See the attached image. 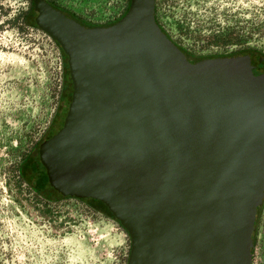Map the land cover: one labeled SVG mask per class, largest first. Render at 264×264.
<instances>
[{
  "label": "water",
  "instance_id": "1",
  "mask_svg": "<svg viewBox=\"0 0 264 264\" xmlns=\"http://www.w3.org/2000/svg\"><path fill=\"white\" fill-rule=\"evenodd\" d=\"M34 22L66 55L72 91L38 147L49 184L100 201L126 231L125 264H251L264 195V55L192 62L129 0L85 26L44 0Z\"/></svg>",
  "mask_w": 264,
  "mask_h": 264
},
{
  "label": "rangeland",
  "instance_id": "2",
  "mask_svg": "<svg viewBox=\"0 0 264 264\" xmlns=\"http://www.w3.org/2000/svg\"><path fill=\"white\" fill-rule=\"evenodd\" d=\"M29 3L0 0V264H125L129 240L118 223L75 197L47 200L22 184L20 162L53 114L62 82L52 39L21 22ZM57 4L101 24L124 0ZM154 19L195 60L245 48L264 55V0H155ZM251 259L264 264V195Z\"/></svg>",
  "mask_w": 264,
  "mask_h": 264
},
{
  "label": "flooded vegetation",
  "instance_id": "3",
  "mask_svg": "<svg viewBox=\"0 0 264 264\" xmlns=\"http://www.w3.org/2000/svg\"><path fill=\"white\" fill-rule=\"evenodd\" d=\"M44 1L47 4H49L52 8L58 10L63 16L71 18L85 26H107L114 23L123 15V11L124 12L126 11L129 4V0H124V6L121 13L117 15L115 18H113L112 19L113 21L107 23H101V24H93L85 21L76 14L71 13L69 10L58 5L57 0H44ZM30 2H31L30 6L32 11V19L34 22L36 11L33 9V1L30 0ZM52 41L55 47L57 48L58 54L60 56V68L62 75V82H61L58 102L46 126L43 128L41 134L36 139V141L32 144L30 150L26 152L19 165V173L23 186H25L28 189H31L34 193L43 197L44 199H52L58 197H72L69 194H62L61 192H59L49 184V181L47 180L45 168L43 167L38 156V147L40 143L46 140L47 138H49L51 135H53L58 130V128L61 127L65 112L67 110V104L70 100V95L72 91L71 80L69 77L68 67L66 64V55L62 52L59 45L54 40ZM187 59L190 62L195 60L193 58H190L188 55H187ZM260 63H264V59H262L258 65H260ZM262 72H264V67H261L255 73L253 72L252 73L256 75ZM76 199L89 204L98 213H101L106 216H111V214L108 212L105 206L98 200L91 198H76ZM8 255L11 256L10 254Z\"/></svg>",
  "mask_w": 264,
  "mask_h": 264
},
{
  "label": "trees",
  "instance_id": "4",
  "mask_svg": "<svg viewBox=\"0 0 264 264\" xmlns=\"http://www.w3.org/2000/svg\"><path fill=\"white\" fill-rule=\"evenodd\" d=\"M31 3V2H30ZM30 3H29V7L25 10V11H23V12H21V14H20V16H21V22H22V24L24 25V26H27V27H36L37 28V26L34 24V22H33V19H32V11H31V6H30ZM123 13H124V11H123ZM122 15V14H121ZM111 21H113V20H111ZM111 21H107V22H111ZM107 22H105V23H107ZM166 34V33H165ZM166 36L168 37V35L166 34ZM169 38V37H168ZM180 50L184 53V51L180 48ZM247 50H249L248 48H245V49H239V50H236V51H234L233 52V54H243V53H245V52H247ZM253 52H255V51H253ZM185 54V53H184ZM211 57H215V56H211ZM52 199H54V198H52ZM47 200H49V199H47ZM259 209H260V207H259ZM47 213H43V215H46ZM107 217H109L110 219H112V220H114L113 219V217H112V215L111 216H107ZM115 221V220H114ZM116 222V221H115ZM117 223V222H116ZM119 225V224H118ZM120 226V225H119ZM121 227V226H120ZM254 228L256 229V224H255V226H254ZM121 229L124 231V233H126V231L121 227ZM255 229H254V232H253V237H252V245H251V248H250V253H251V258H252V248H253V242H254V238H255ZM252 264V263H251Z\"/></svg>",
  "mask_w": 264,
  "mask_h": 264
},
{
  "label": "built area",
  "instance_id": "5",
  "mask_svg": "<svg viewBox=\"0 0 264 264\" xmlns=\"http://www.w3.org/2000/svg\"><path fill=\"white\" fill-rule=\"evenodd\" d=\"M107 21H109V20H107ZM107 21H105V22H107ZM105 22H103V23H105Z\"/></svg>",
  "mask_w": 264,
  "mask_h": 264
}]
</instances>
